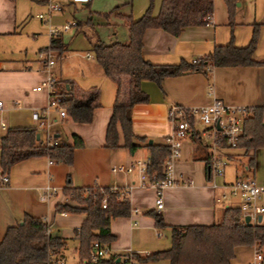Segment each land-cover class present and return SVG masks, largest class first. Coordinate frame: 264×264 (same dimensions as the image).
<instances>
[{
	"label": "crops",
	"instance_id": "0c3cea01",
	"mask_svg": "<svg viewBox=\"0 0 264 264\" xmlns=\"http://www.w3.org/2000/svg\"><path fill=\"white\" fill-rule=\"evenodd\" d=\"M52 1L60 4L59 10H48L46 0H0V100L1 118L5 122L0 134L8 126L31 125L37 128L42 140L70 143L71 134H76L82 145L73 149L69 164L42 155L18 160L9 167L6 181L0 184V238L5 228L19 222L24 213L39 216L48 223L50 233L64 238L65 245L51 256L62 257L65 264L66 239L76 242L75 230L84 214L54 210L56 202L66 200L61 193L62 186L67 179L75 186L115 185L127 189L130 213L110 218L109 230L114 237L105 244L107 255L115 254L118 261L130 260V264H169L165 258L133 263L129 255L148 254L168 247V225L208 224L220 216L223 207L237 205L239 198L236 196L215 199L222 190L220 185L249 176L264 183V173L255 175V170L264 167V147L253 151L252 167L246 162L251 151L244 152L238 146L224 147L226 167L222 175L213 180L217 185L213 186L205 159L206 143H200V138L190 132L182 139L179 155L172 164L174 183L163 187L162 206L156 209L154 188L140 185L135 170H111L112 166L136 159L146 161L149 151L145 145L133 151L123 147L119 128L118 145L113 148L103 145L117 84L102 72L91 50L92 43L97 40L104 43L126 41L128 31L122 15L137 18L149 2L90 0L79 4L70 0ZM159 4L160 0H151L153 15ZM67 21L73 23L56 32L64 50L59 54L52 51L50 75L59 91L72 85L74 92L82 97L93 93L92 116L89 122H77L49 108L47 128L38 127L31 118V111L40 112L47 104V88H34L45 77L44 48L49 44L50 28ZM254 28L257 36L252 58L264 62V0H235L231 15L223 0H212L210 20L204 24L184 26L177 35L158 27L145 28L141 55L153 63H174L181 58L190 61L210 52L216 44L227 43L230 38L235 46L247 44ZM138 86L142 97L130 108L131 129L151 142L164 140L170 132L167 115L170 104L193 107L218 98L229 105H262L264 120V64L213 66L205 72L165 76L159 84L141 79ZM197 122L194 116L192 127L202 128ZM57 136L60 138L53 139ZM47 191L48 195L40 198ZM219 202L223 203L220 211L216 209ZM148 209L161 214L165 224L161 230L166 238H160L153 217L146 213ZM258 222L264 223V212ZM76 245L73 250L77 256ZM254 248L255 245L234 247L228 264H252Z\"/></svg>",
	"mask_w": 264,
	"mask_h": 264
},
{
	"label": "trees",
	"instance_id": "16d2710c",
	"mask_svg": "<svg viewBox=\"0 0 264 264\" xmlns=\"http://www.w3.org/2000/svg\"><path fill=\"white\" fill-rule=\"evenodd\" d=\"M235 0H223L228 15H231ZM151 0L137 18L122 15L128 37L126 41L104 43L97 40L92 43L94 59L102 72L117 84L116 95L106 122L103 145L109 148L118 145V128L122 135L121 145L133 151L140 145L148 147L147 173L159 178L163 176V160L168 151L164 140L144 143V136L136 135L131 129L130 108L142 97L138 83L148 79L159 84L165 76L177 75L189 71H203L213 66L264 64L252 58L257 31L252 30L247 44L235 46L231 38L225 44H216L212 50L193 60L179 59L174 63H153L141 55L142 34L147 27H158L172 35H177L184 26L208 22L211 15L212 0H160L156 14L151 13ZM44 49L61 53L64 50L59 33L50 36ZM63 94L60 104L65 115L73 121L89 122L92 116L93 93L85 97L74 92L70 85L60 91ZM250 111L242 120V130L236 145L244 152L251 151L247 166L254 164L253 151L264 147L263 106H249ZM193 124V116L189 117ZM35 126H8L0 134V175L5 174L16 161L30 156H46L56 162L69 164L72 151L82 145L76 134H71L70 143L60 140L49 143L36 137ZM197 137L196 133H192ZM54 137L53 139H59ZM208 163V157L205 158ZM1 184V180H0ZM66 197L58 201L53 208L58 212H81L84 214L78 228L76 253L77 264H118L116 255L109 254L90 260L92 242L101 245L111 241L114 235L109 230V220L116 216H127L130 204L127 198L119 194V189L110 186H75L67 179L61 188ZM146 213L154 219L155 225L164 226L162 216L153 209ZM237 205L223 207L218 218L208 224H171L169 227L168 247L148 254H130L137 262L165 258L169 264H228L236 246L255 245L264 253V223L240 221ZM65 240L49 232L48 223L39 216L24 213L21 220L8 225L0 238V264H42L47 255L58 252ZM264 255V254H263ZM124 260L123 264H130Z\"/></svg>",
	"mask_w": 264,
	"mask_h": 264
},
{
	"label": "built area",
	"instance_id": "2783aa9c",
	"mask_svg": "<svg viewBox=\"0 0 264 264\" xmlns=\"http://www.w3.org/2000/svg\"><path fill=\"white\" fill-rule=\"evenodd\" d=\"M71 2L84 4L90 0H70ZM48 10H59L60 4L56 1L46 0ZM38 14V17H41ZM209 21L210 16H206ZM72 21H67L61 26H52L50 34L53 35L60 30L66 29ZM53 64V53L46 49L44 53V79L41 80L34 88L39 90L42 86L47 88V104L40 111L34 109L31 111V118L36 122V126L47 128L48 120L47 113L49 108H54L60 116L65 115L64 108L60 104L63 94L55 86L53 77L50 75V66ZM249 106L245 105H229L225 104L218 98L201 106L186 107L180 104H170L168 106L167 115L171 123V130L165 136V142L168 144V151L163 160V176L155 177L148 174L146 165L147 161L133 160L125 164L112 166V171L129 172L135 170L137 172L138 183L140 185H149L154 188L155 208L159 209L162 206L161 192L163 187L173 184L172 164L178 157L180 144L182 139L190 132H195L197 137L203 139L208 148V175L213 186H217L213 180L222 175L226 165V158L223 156L222 149L224 147H237L236 142L242 130L243 117L249 113ZM195 116L202 124V128L194 129L189 123V117ZM5 127V122L1 118V100H0V128ZM51 144V142H49ZM1 182L6 181V174L0 175ZM222 190L215 197L216 200H222L228 196L238 197L237 207L239 209V219L243 221V217L247 215L250 222H257V215L264 212V183L257 182L253 177H241L233 182L222 183ZM47 188V187H46ZM110 189H119V194L122 197L127 195V189L118 186H110ZM47 192H43L40 198H45ZM93 250L90 252V260L96 261L98 258L107 255L105 245L99 244L97 241L92 242ZM260 247L254 248L252 264H263L264 255ZM62 257L54 258L47 255L42 264H63Z\"/></svg>",
	"mask_w": 264,
	"mask_h": 264
},
{
	"label": "rangeland",
	"instance_id": "374dc122",
	"mask_svg": "<svg viewBox=\"0 0 264 264\" xmlns=\"http://www.w3.org/2000/svg\"><path fill=\"white\" fill-rule=\"evenodd\" d=\"M148 2H149V0H148ZM219 6H220V8H222L221 6V2L219 1ZM197 125L198 126H201L202 124L200 123V122H197ZM201 142H205L203 139H200V143ZM199 143V142H198ZM199 143V144H200ZM227 162V161H226ZM247 162V161H246ZM226 167V166H225ZM224 167V168H225ZM260 173H264V167H261V168H259V169H257V170H255V175L257 174V175H259ZM218 205H217V210L218 211H220L221 210V208H222V202H219V203H217ZM162 227L163 226H161V227H157L158 228V232H160L161 233V239L162 238H166V239H169V233H167V235H166V237H164V233H163V231L161 230L162 229ZM75 243L77 244L78 242H77V240H76V242H75V240L74 239H71V238H67L66 239V250H65V264H75L76 262H78V257L76 256V254L74 253V250H73V248H74V246H75ZM76 247H77V245H76ZM130 256V255H129ZM132 261H133V263L134 262H137L134 258L133 259H131ZM123 262L124 261H122V260H120L119 261V263L118 264H123Z\"/></svg>",
	"mask_w": 264,
	"mask_h": 264
},
{
	"label": "water",
	"instance_id": "95a60500",
	"mask_svg": "<svg viewBox=\"0 0 264 264\" xmlns=\"http://www.w3.org/2000/svg\"><path fill=\"white\" fill-rule=\"evenodd\" d=\"M36 137H38V133H36V135H35ZM145 141L147 142V143H150L151 142V140L150 139H145ZM260 220V215H257V221H259ZM243 222L244 223H246V224H249L250 223V221H249V217L247 216V215H245L244 217H243ZM118 261V258H115V262H117Z\"/></svg>",
	"mask_w": 264,
	"mask_h": 264
}]
</instances>
